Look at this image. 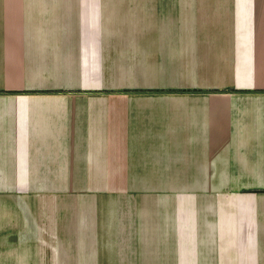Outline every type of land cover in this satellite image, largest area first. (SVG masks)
Masks as SVG:
<instances>
[{
    "label": "crops",
    "instance_id": "crops-1",
    "mask_svg": "<svg viewBox=\"0 0 264 264\" xmlns=\"http://www.w3.org/2000/svg\"><path fill=\"white\" fill-rule=\"evenodd\" d=\"M0 264H264V0H0Z\"/></svg>",
    "mask_w": 264,
    "mask_h": 264
}]
</instances>
